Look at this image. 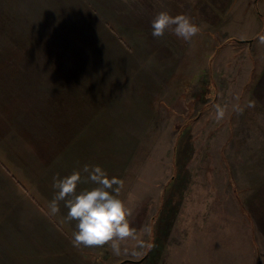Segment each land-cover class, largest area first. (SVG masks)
<instances>
[{"label": "rangeland", "instance_id": "obj_1", "mask_svg": "<svg viewBox=\"0 0 264 264\" xmlns=\"http://www.w3.org/2000/svg\"><path fill=\"white\" fill-rule=\"evenodd\" d=\"M250 1L231 0L230 13L216 15L214 51L208 46L197 67L193 63L156 93L167 107L153 110L149 123L104 124L96 136L85 135V144H74L83 137L74 136L83 126H71V155L77 157L72 160L79 155L84 160L87 147V165H98L121 182L113 187L131 209L132 234L118 242L119 251L108 245L77 248L70 237L62 254L40 255L25 264H264V198L258 199L264 136H208L204 114L198 128L184 124L198 110L204 112L208 95L219 107L258 99L259 93H249L258 85L263 62L258 64V38L249 26L258 20ZM45 6L43 0H0V132L19 133L21 124L29 125L16 84L51 86L57 106L64 85L71 91L67 96L79 88L71 78L85 62L72 55L74 46L63 44L65 32ZM222 15L230 21L223 23ZM229 35L231 45L220 44ZM53 127L56 133L59 126ZM25 237L18 236V249L30 247ZM38 244L31 248H50Z\"/></svg>", "mask_w": 264, "mask_h": 264}, {"label": "crops", "instance_id": "obj_2", "mask_svg": "<svg viewBox=\"0 0 264 264\" xmlns=\"http://www.w3.org/2000/svg\"><path fill=\"white\" fill-rule=\"evenodd\" d=\"M43 1L48 12L55 14L51 21L65 32L63 44L74 46L72 55L77 53L85 64L81 66L84 68H75V77L71 78L79 87L73 90L76 92L67 96L71 91L66 85L59 90V106L51 86L32 84L29 91L16 84L17 102L22 109L29 110L30 121L28 126L21 124L19 133L0 132V264H25L40 255L62 254L65 245L70 246L76 221L66 219L68 209L63 201L58 202V211L53 210V177L63 178L81 171L85 182L78 185L77 192L95 187L82 172L87 165V147L84 160L80 155L72 160L77 157L71 155V126L73 130L75 125L83 126L74 134L83 137H77L74 144H85V135L96 136L104 124L149 123L153 110L167 107L156 93L169 79L192 68L193 63L197 67L198 61L206 58L208 46L214 51L216 15L219 18L231 10V0ZM250 7L258 18L252 19L253 24L249 22L255 29L253 36L258 38V64L263 62L258 67V85L250 86L249 93L260 95L251 101L223 104L220 108L225 115L219 121L215 119L219 105L210 99L214 95H208L201 108L205 113L200 115L198 110L184 123L198 128L204 121L202 115H206L208 136H264V48L260 43L264 37V0H251ZM161 10L173 16L187 14L199 26V33L189 42L171 30L154 38L151 21ZM225 21H230L229 16L223 17ZM227 24L226 30L230 28ZM230 38L231 35L223 38L220 44L230 46ZM250 72L248 69L244 75L249 77ZM87 80L89 83L84 85ZM0 88L4 91V86ZM179 93L182 100V88ZM249 102L253 106L249 107ZM237 106L243 111L238 112ZM118 119L121 121L116 122ZM88 125L96 126L95 130L85 129ZM53 126L60 127L56 133ZM263 179L258 181L260 203L264 198ZM18 236L30 238L25 239L30 247L18 249L17 241L22 242ZM38 242L50 248H31L37 247Z\"/></svg>", "mask_w": 264, "mask_h": 264}, {"label": "clouds", "instance_id": "obj_3", "mask_svg": "<svg viewBox=\"0 0 264 264\" xmlns=\"http://www.w3.org/2000/svg\"><path fill=\"white\" fill-rule=\"evenodd\" d=\"M151 28L154 38L163 37L166 31L171 30L185 42L191 41L200 31L187 14L173 16L167 10L157 12L151 21ZM260 43L264 44V37ZM248 106H253L252 102ZM236 110L243 111L239 106ZM224 115V109L217 107L215 119L219 121ZM82 172L87 174L86 180L91 181L95 187L77 192L78 185L85 182L81 171H73L63 178L53 177L52 187L56 191L51 206L54 211H58V202L63 201L68 209L66 219L76 221L72 234L74 247L108 245L114 252H118V242L132 234L129 221L131 209L119 198V192L113 187L121 182L109 178L98 165H84Z\"/></svg>", "mask_w": 264, "mask_h": 264}]
</instances>
